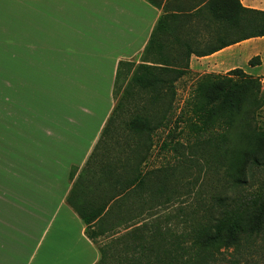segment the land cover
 <instances>
[{
	"label": "crops",
	"instance_id": "obj_1",
	"mask_svg": "<svg viewBox=\"0 0 264 264\" xmlns=\"http://www.w3.org/2000/svg\"><path fill=\"white\" fill-rule=\"evenodd\" d=\"M239 1L264 10V0ZM161 13L147 0H0V264L99 261L101 246L86 236V225L68 198L71 194L89 214L110 195L101 176L104 163L97 162L116 105L118 64H133L126 85L144 63ZM243 42L206 56L190 55L186 74L241 69L262 75L263 56L249 65L250 56L261 53L242 57ZM146 61L151 66L153 55ZM45 93L56 99L54 105L37 111ZM125 206L92 223V229L104 232L99 237L113 229Z\"/></svg>",
	"mask_w": 264,
	"mask_h": 264
},
{
	"label": "trees",
	"instance_id": "obj_2",
	"mask_svg": "<svg viewBox=\"0 0 264 264\" xmlns=\"http://www.w3.org/2000/svg\"><path fill=\"white\" fill-rule=\"evenodd\" d=\"M148 3L162 11L144 50L142 62L146 63L147 56L153 55L152 65L139 64L132 72L128 83L123 88L130 75L133 64L120 62L118 64L113 98L117 100L115 108L102 133L110 131L115 117L123 110L126 97L133 86L146 93L147 105L142 109L160 111L159 118L134 115L127 122V131L134 141L127 146L133 153L117 164H101L102 179H106L110 195L96 211L85 214L77 206L70 194L68 203L75 209L86 225V236L95 242V238L103 235V231L92 229V223L104 220L112 208L124 206L127 201L137 204L139 209L144 203L154 202L166 191L167 174L164 171H145L141 168L146 157V151L151 146L150 137L155 130L166 127L167 113L173 109L175 96L174 83L188 72L190 55L198 57L210 55L230 45L238 44L252 38L264 37V10H256L242 6L239 0H147ZM188 32H192L189 35ZM203 32V33H202ZM202 34V35H201ZM191 36V37H190ZM203 45V46H202ZM259 63L257 56L248 62ZM121 95L119 96V94ZM185 121L190 122V129L198 134H207L220 128H239L240 134L231 144L213 142L217 137H210L201 147L210 160L218 165V170L237 189L244 183L243 173L248 163L260 165L257 155L264 151V131L252 125L257 112L263 105L260 83L257 79L245 74L241 69H234L224 76L204 75L185 100ZM182 110L178 114L181 117ZM129 137V138H130ZM221 138H223L221 136ZM227 136L223 142L227 141ZM164 147L166 144L163 145ZM200 149V148H199ZM159 174V175H158ZM74 175V168L69 178ZM161 175V179L160 176ZM159 181V182H158ZM101 183V181H100ZM73 195V192H72ZM147 197V199L145 198ZM221 198H215L220 201ZM107 213H103L108 203ZM131 204V203H130ZM228 204L221 214L213 212L208 215L204 224H199L191 230L195 243L199 237L206 236L205 246L209 253L211 249L230 248L238 243V234L247 232L258 233L264 224V195L245 205ZM150 208V207H149ZM119 214L115 215L117 222H122ZM147 241L144 235H139L135 249L151 254L154 263L145 264H205L202 261H181L178 251L181 245L176 241L174 253L171 250H161V256L154 249V235ZM106 248L100 247L101 257L96 264H108ZM139 252V253H140ZM159 258H175L165 263Z\"/></svg>",
	"mask_w": 264,
	"mask_h": 264
},
{
	"label": "rangeland",
	"instance_id": "obj_3",
	"mask_svg": "<svg viewBox=\"0 0 264 264\" xmlns=\"http://www.w3.org/2000/svg\"><path fill=\"white\" fill-rule=\"evenodd\" d=\"M188 33L192 34V32ZM239 46L241 50L239 54L242 57L249 53L260 52L261 54H252L249 60L255 56L258 59L262 56L264 58V39L249 40ZM256 63L253 61V65ZM260 64L262 65V62ZM241 66L246 67L244 61ZM261 71L262 75L251 76L259 81L263 97V105L257 112L252 125L264 131V64L261 66ZM201 77L186 74L174 84L173 109L166 114L167 126L153 132L150 137L151 146L146 151L144 163L141 164L144 172L161 170L167 174L165 193L153 203L146 201L144 207L141 206L140 209L137 204L132 205V201H127L125 213L120 215L123 221L115 224L104 238L99 236L95 238L97 245L107 249L108 264L154 263L155 258H149L153 257L151 254L140 252L135 249V246L140 234L144 235V241H147L155 232H159V235H154V249L160 256V251L164 249L172 251L169 255H176L173 250L177 241L182 248L177 254L181 261L189 259L202 261L205 264H264V224L258 233H239L236 246L211 249V253L205 246V235L199 237L198 242L195 243L191 234V230L199 224H204L208 215L213 212H217L218 215L229 208L228 204L243 206L264 195V151L257 155L260 165L248 163L243 173L244 183L234 189L230 181L223 176L222 171L218 170L215 161L210 160L201 147H205L204 142L210 137L220 139V141L215 139L213 142L229 145L237 139L240 129L220 128L207 134H198L191 131V121H185L187 115L186 110L183 109L184 102L189 98ZM51 96L52 94L45 93L41 104H36L38 108L36 110L40 111L46 106L54 105L56 99ZM145 100L146 93L133 86L125 99L123 110L115 117L109 133L104 136L102 141L104 145L98 153L99 156L101 155V159L97 162L99 165L100 163L114 164L133 155L127 150V146L134 142L126 126L130 118L137 114L151 118L161 116L160 111L142 109V106L147 105ZM61 109L64 107L62 106ZM181 110L183 114L179 117ZM225 135L228 140L223 142ZM164 144H166L165 147ZM158 177L161 179V175ZM215 198H221V200L216 202ZM110 225V221L105 222L106 228ZM159 259L165 263L175 260V258Z\"/></svg>",
	"mask_w": 264,
	"mask_h": 264
}]
</instances>
